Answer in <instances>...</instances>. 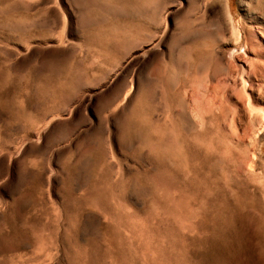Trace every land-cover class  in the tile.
Listing matches in <instances>:
<instances>
[{"label": "rangeland", "instance_id": "obj_1", "mask_svg": "<svg viewBox=\"0 0 264 264\" xmlns=\"http://www.w3.org/2000/svg\"><path fill=\"white\" fill-rule=\"evenodd\" d=\"M0 264H264V0H0Z\"/></svg>", "mask_w": 264, "mask_h": 264}]
</instances>
